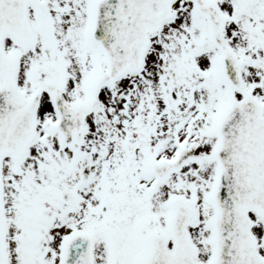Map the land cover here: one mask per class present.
I'll return each mask as SVG.
<instances>
[{"label":"snow or ice","instance_id":"6c2138e0","mask_svg":"<svg viewBox=\"0 0 264 264\" xmlns=\"http://www.w3.org/2000/svg\"><path fill=\"white\" fill-rule=\"evenodd\" d=\"M0 264H264V0H0Z\"/></svg>","mask_w":264,"mask_h":264}]
</instances>
